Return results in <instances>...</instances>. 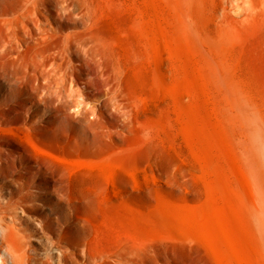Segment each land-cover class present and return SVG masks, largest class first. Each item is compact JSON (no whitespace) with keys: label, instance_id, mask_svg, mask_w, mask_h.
<instances>
[{"label":"rangeland","instance_id":"obj_1","mask_svg":"<svg viewBox=\"0 0 264 264\" xmlns=\"http://www.w3.org/2000/svg\"><path fill=\"white\" fill-rule=\"evenodd\" d=\"M200 1L196 32L187 0H0V216L30 264H261L211 134L264 121V3Z\"/></svg>","mask_w":264,"mask_h":264},{"label":"bare ground","instance_id":"obj_2","mask_svg":"<svg viewBox=\"0 0 264 264\" xmlns=\"http://www.w3.org/2000/svg\"><path fill=\"white\" fill-rule=\"evenodd\" d=\"M179 1L181 2L182 0H179ZM242 1L247 2V3L250 2V0H242ZM254 1L256 3H260V2L261 4L264 3L263 2L264 0H254ZM224 2H223V5L225 4ZM187 3H188L187 5L180 6V11L189 12L187 22H183L181 23V25L183 27H185L186 25H192L195 28V31L197 32L199 25L198 23L195 22V17L197 16L198 11L199 12L204 11L205 6L201 3L200 0H187ZM237 6L239 7V5ZM219 9L221 11L222 7L220 6ZM220 11L218 12L220 13L218 15H221L222 14L221 12H223V11L221 12ZM218 15H215V16L218 17ZM216 20L217 19H215V21ZM211 23L214 25H217L216 22H215L216 24L214 22H211ZM19 24H21V22ZM22 26L23 25L21 24V27ZM42 29H39V30H42ZM163 40H162V43H164ZM23 42L25 46L27 47L31 41L28 38H25ZM20 45L21 44H19V46ZM37 51L38 50H36V52ZM12 52H14V50ZM199 67H202V66H198V68ZM205 87H206V90L211 94L212 99L216 102V104L223 102L218 91L214 89V87H212L210 84L209 85L205 84ZM201 90L203 89L201 88ZM232 111L224 113L219 116V120L224 124V126L220 128V133H219L220 138L212 134L211 136L213 139L217 141L218 147H220V151L224 154L229 155L230 157L232 156V159L235 158L237 161L236 163H238V169H239L240 174L238 176L237 182L241 189V195H242L241 205L243 209L246 211L245 212L246 219L251 224V235L254 238V241L252 244L254 248L256 249L254 250L257 251L261 264H264V121L260 120V123H259L251 117H247V116H244L242 114H238ZM226 122H230V123H226ZM221 140H226V141L224 143ZM233 162H234V159H233ZM94 167L95 166H91L90 168L94 169ZM100 170L101 171L103 170L102 172L108 171L105 167H100ZM214 173L215 174H214L213 181L216 187H221L222 183L226 181L227 179V176H226L227 173L222 169L215 170ZM107 179L109 180V178ZM220 199L223 201V203H225V198L223 199L222 197H220ZM8 217L10 218V222H6L7 216H0V264H8V261L10 264H30V258L26 250L27 242H23L15 236V233L13 230L14 221L12 220L11 216H8ZM227 219L230 223L232 222L230 218H227ZM219 233L220 232H218L217 234V233H214L212 230H209L208 232L209 242L225 244V239L223 236L224 233L222 232L221 234ZM235 245L236 244L233 242L231 243L227 242V247L225 248L223 247L225 255L228 252H233ZM241 261L243 263V260L239 259V263H235V264H241ZM216 264H221V263L216 262Z\"/></svg>","mask_w":264,"mask_h":264}]
</instances>
